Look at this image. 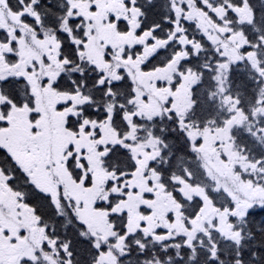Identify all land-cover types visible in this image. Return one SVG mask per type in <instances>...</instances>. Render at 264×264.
<instances>
[{
    "label": "rangeland",
    "instance_id": "1",
    "mask_svg": "<svg viewBox=\"0 0 264 264\" xmlns=\"http://www.w3.org/2000/svg\"><path fill=\"white\" fill-rule=\"evenodd\" d=\"M204 1L200 0L201 5H198L197 0H173L172 7L177 15L174 31L176 32L175 36H178L176 38L171 36L170 40H176L182 45L179 53L182 56L189 43L185 37L179 35L181 30L179 22H195V27L216 44V50L221 59L219 96L230 114V120L221 128H200L185 121L184 116L192 106L191 88L198 81V77L192 72L180 70L179 56L174 62H170L153 74L150 73L149 76L148 73H142L139 70V60L145 59L161 49L156 48L161 46L160 43L156 47L153 44H146L147 48L143 50V53L145 51L148 54L138 59L119 54L117 48L123 47L125 40L121 38V34L119 37L121 42L115 40V34H119V32L117 29H110L101 12L89 17V30L83 35V38H73L77 47L80 48L82 59L97 67H108L106 70L101 67L100 70L107 72L110 80L115 81L121 78V76L117 78L119 69H124L130 75L138 92V96L135 98L136 107H134L136 112L144 116L145 114H161L173 110L181 118V130L189 139L191 149L199 156L206 176H210L213 182L212 188L215 192L218 190L229 194L233 199L232 207L216 206L214 209L215 206L207 198L205 189L201 185L191 188L181 182V189L187 200L190 201L195 196L202 197L205 204L201 214L187 224L182 217L180 205L159 184V178L151 172H146L148 164L161 155L162 149L158 139L151 136L150 133L146 134L132 127L127 139L130 142L139 141V145L134 147L133 151L140 166L138 173L133 178H123L106 172L99 161L101 150L94 149L93 154L81 153V159L86 160L91 176L85 177L84 175L81 183L74 186L71 195L74 197L73 209L77 220L82 222L99 248L100 257L96 264H116V256L124 254L126 236L136 233L141 224L143 225L141 231L146 237L151 236L159 240L182 236L192 241L199 231L215 228L228 239L238 241L239 232L234 230V224L230 219L236 218L240 221L251 208L264 206V172L259 171L264 162H251L241 151L237 150L232 137V129L235 126H242L243 123L248 124V118L246 119V115L239 108L237 99L231 97L226 88L227 74L231 65L248 62L256 66L257 60L246 38L227 24L228 21L225 20L227 11H216ZM125 2L127 0L116 2L114 11H117ZM202 5L206 7V10L201 8ZM77 10H72L70 18L76 16L73 12H77ZM209 12L216 15V22L212 20ZM237 15L239 16L238 23L250 22L253 11L249 6H246ZM137 19L139 20V17ZM132 20H135V17L132 16ZM103 24H105L104 27ZM63 27L68 31V22ZM17 28H21L19 21L6 9L5 0H0V34ZM131 30L134 32V29ZM21 35L19 43L23 48H20L18 63L21 69L25 67L28 56L34 53L45 65L40 72L44 78L48 74L53 79L58 72L63 71V62H60L59 56H49L46 48H42L40 41L27 29L22 30ZM131 41L133 45L136 43L144 45L143 43L146 42L142 40L140 34L133 35ZM108 45H112L111 47L114 49L106 48ZM120 51L122 52L123 48ZM105 55L112 58L111 63H108ZM71 72L74 70L72 69ZM76 97L79 103L82 99L80 96ZM172 99L173 106H168L167 103ZM262 100L264 101V98ZM83 102L84 100H82ZM150 105L151 110L149 109ZM89 128L82 138V142L87 141L91 146L99 145L106 148V144L117 139L116 134L106 124L89 122ZM98 131L100 132L99 136H97ZM262 132L264 133V130ZM141 134L144 135L143 139L139 137ZM255 171L256 174H252L254 178L243 177L244 174L250 175ZM107 181L110 184L105 183ZM65 194L71 198L69 189H65ZM101 199L104 206L107 207L111 201L112 205L108 207V211L95 212V205ZM55 203L57 207L60 206L59 201H55ZM112 214L123 215L127 219L125 235H122L121 238L116 237L119 230L116 229L114 223L110 222ZM162 231L165 235L159 233ZM50 247L52 250L49 255L53 258L51 254L59 246L56 242H50ZM59 249V251L56 249L58 260L55 264H59L60 260L68 262L66 257L70 258V255H68L67 246H61ZM44 251V258L48 260L46 256L48 251L45 249Z\"/></svg>",
    "mask_w": 264,
    "mask_h": 264
},
{
    "label": "flooded vegetation",
    "instance_id": "2",
    "mask_svg": "<svg viewBox=\"0 0 264 264\" xmlns=\"http://www.w3.org/2000/svg\"><path fill=\"white\" fill-rule=\"evenodd\" d=\"M68 1L72 8L93 14L91 8L105 12L108 0ZM115 3L109 1L114 26L119 27L129 15L121 6L114 11ZM28 4L29 0L23 1L27 13H16L18 20L32 14ZM20 26L0 34V264H50L55 263L50 255H46L48 260L43 257V250L55 242L49 225L59 223L63 208L72 211L74 186L84 175L91 176L81 153L93 154V148L78 137L82 125L75 115L82 100L78 104L74 81L65 71L70 66L71 47H64L60 56L63 71L53 79L40 74L45 65L34 53L21 69L22 30L33 34L51 57L59 55L61 45L50 36L38 35L25 22ZM143 33L146 40L149 34ZM89 120L87 117L83 129L89 128ZM55 201L60 202L59 207Z\"/></svg>",
    "mask_w": 264,
    "mask_h": 264
},
{
    "label": "trees",
    "instance_id": "3",
    "mask_svg": "<svg viewBox=\"0 0 264 264\" xmlns=\"http://www.w3.org/2000/svg\"><path fill=\"white\" fill-rule=\"evenodd\" d=\"M43 1L44 13L51 19L53 27L58 26L57 20L61 18V11L53 4ZM59 1V0H54ZM206 3L216 5V7L231 6L241 8L245 4L249 5L254 12V22L245 26L241 32L248 37L251 43L257 45L256 54L259 59H264V0H205ZM137 7L142 12L143 26L147 30H154L160 38H168V30L177 21L176 14L172 10L170 0H138ZM202 9H205L202 6ZM230 12V11H229ZM192 24H190L191 26ZM195 35H197V32ZM198 40H203L197 36ZM64 44L70 45L68 37L61 38ZM69 57L76 66L80 64L79 56L74 48H71ZM170 49L167 58L170 57ZM209 62V68H203L202 63ZM154 63L150 61L145 69H154ZM181 69L195 68L203 72L202 82L195 88L194 98L196 108L190 113L189 119L199 126H206L211 122H221L227 117V111L220 102L212 100V94L218 91L220 85L216 81V53L213 48H206L197 57L181 63ZM93 68H89V73ZM86 73L84 76L75 75L76 83H86V88L90 94L101 103H104L105 96L102 85L98 82L95 73ZM228 92L240 102V108L251 122L260 129H264V110L260 105V97L264 94V82L258 70L250 66L242 67L233 65L229 71ZM111 88L118 94V89H122L123 101L127 103L133 96L134 85L128 77L120 84L114 83ZM101 116L93 109L86 111V115L91 118L102 120L105 115L102 110ZM118 114L115 113V117ZM123 119V123H124ZM118 129L120 125H115ZM124 127V133L128 128ZM155 134L164 142V153L160 164L155 166L156 171L174 196L182 203L185 200L178 192V178L187 177L186 173L194 171L202 175V171L197 155L191 150L190 141L181 130L179 118L173 115L169 125L157 121L155 124ZM238 147L253 161L264 159V138L260 139L261 133L256 128H238L233 133ZM109 168L117 171L118 174L133 175L137 170V165L133 161L127 150L115 148L109 158ZM259 171L264 172V164ZM256 174V172L252 173ZM254 178V177H253ZM190 180V179H189ZM215 201L222 206L226 200L215 198ZM229 201V200H228ZM202 203H198L194 213L196 216ZM245 222L237 225L236 229L241 233L240 243L226 239L216 230H212L209 237L203 236L200 241L187 242L185 238L172 237L166 241L157 242L151 237H145L142 232H137L127 236V252L119 256L118 264H264V207H258L248 212ZM125 232L124 225L119 227ZM55 234L58 235L69 247L71 264H96L98 259V249L94 241L88 238L85 230L77 224H64L61 219L55 226Z\"/></svg>",
    "mask_w": 264,
    "mask_h": 264
}]
</instances>
